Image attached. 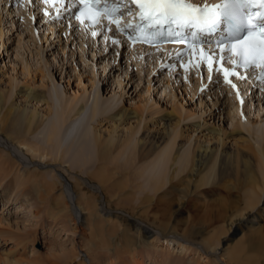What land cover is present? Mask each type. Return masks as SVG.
I'll return each mask as SVG.
<instances>
[{
	"label": "bare ground",
	"instance_id": "1",
	"mask_svg": "<svg viewBox=\"0 0 264 264\" xmlns=\"http://www.w3.org/2000/svg\"><path fill=\"white\" fill-rule=\"evenodd\" d=\"M0 5L9 13L11 25L18 32L20 31V36L26 31V36L29 34L35 40L42 38L47 40L48 44H53L50 46L56 49L54 56L59 58L57 63L60 66V72L67 69L64 64L68 61L70 65L74 66H69L71 69H79L78 65L82 59L87 56L92 59L90 56L92 54L96 56V59L103 57V62L108 57L113 58L114 55L112 61H117V55H123V57L128 55L129 58H135H132L129 64L126 63V68H121L125 71L122 70L118 75L130 85L129 81L134 79V75H137L135 71L140 73L143 69L141 59L146 58V63L149 65L153 63V68L150 71L148 68V75L143 78L148 76H151L152 79L153 77H160L159 81L155 80L154 82L157 81L160 84L161 90L163 89L162 93L166 92L165 95H169L170 92L167 93V91L170 90L174 95L178 94V97L183 99L187 97L186 99L191 101L196 100L197 98L194 96L197 95L199 110H202L203 105L205 107L207 105L208 107L209 105L214 106L219 99H226L224 118L227 125L226 128L220 127L219 129L216 126L211 127L206 133H203L202 130V134L195 136L192 148L181 152L185 142L189 140L191 142L192 133L201 127V123H191L192 127L197 129L184 128L179 131V134L178 132H170V128L175 130L181 120L177 119L176 122L173 121L174 123L171 121L176 117L179 118L180 110L186 106H183L184 103L182 104L183 107L180 103L179 106L176 105L178 104L176 96L171 99L176 104L172 105L173 103H171L170 108H161L159 105L147 106L148 101H144L143 98L146 99L153 95L151 86H148L140 94L141 96L139 95L138 101L134 103L132 108L116 107L110 98L102 100L97 94L91 98L92 95L87 93V86H94L95 81L93 79L96 78L95 76L89 77L88 82L84 84L81 81L78 82L82 79L79 77L76 78L77 83L70 84L71 81L69 83L68 78L72 73L70 74L69 70H64L67 73V81L65 82L70 89V95L65 98L58 88L51 87L48 90L49 99H47L45 90L42 89L46 86L45 73L43 69L37 67L35 70L34 68L28 69V76L32 77L30 82L23 81L25 86L18 89L17 98L12 100L13 84L5 83L4 85L1 79L0 202H4L5 205L17 203L21 212L28 206L25 205L27 198H24L27 195V182H37V188L39 189L41 186L47 192L54 191L59 183L62 186L61 193H59L60 195L54 203V209H51L50 215L62 221L63 219L65 221V218L74 220L75 228L69 229L68 224L64 225L63 229L66 233L73 230V233L76 234L77 230L80 229L82 236L85 232L82 231L83 227L87 229V233L82 243L79 242L83 249L77 247L74 248L75 250L61 249L50 254L52 258L39 257L40 254L34 249L31 250L32 256L27 257L21 256L20 252L15 255L12 250L3 251L4 253H0V264H105L107 260H112V257L119 259L114 264H264V259L260 262L258 254L249 255L250 251H264V226L260 223L264 218V205H260L264 194V128L257 124L262 113L257 110L264 111V97L258 98L256 107L252 105L247 114L239 113V109L242 107V98L227 86L218 85L216 91L224 94V96L217 97L214 94L216 101L213 104H207L203 101V95L211 87H214V83H208L205 78L202 80L199 73L185 72L183 76L185 86H181L177 83L175 70L166 72L162 77L159 76L160 73L153 76L152 73L158 67L156 56L158 53L150 52V55L145 57L144 49L143 51L136 49L124 50L120 54L110 42H104L103 46H99L93 40H88L86 38L88 35L85 32H76V38L71 40L73 46L68 47L69 40L65 36L70 37L73 34L69 32L68 28L57 29L58 24L37 25V19L35 21L31 13L27 16L28 19L25 23L18 24L15 21L14 12L8 9L7 2L0 0ZM41 27L44 28V32L42 31L44 34L39 30ZM0 33L3 34L2 31ZM63 38H65L64 44H62ZM83 39H87L88 42ZM75 52L77 53L75 54ZM154 60L156 61L155 64ZM93 61L97 63L98 60ZM111 64L114 63L111 62ZM107 65H103V68ZM133 65L140 67L130 71ZM95 68H97V64H94L92 72ZM26 71L23 69L21 72ZM37 78L40 79V83ZM151 78L148 77V79ZM136 81L141 83V78L138 76ZM164 83L167 86L162 88ZM201 86L206 88L205 91L200 88ZM16 88L18 87L16 86ZM123 88L126 86L124 87L120 82L111 83L109 88L104 89L106 93L111 94L117 92V89L122 90ZM244 90L249 91L248 88ZM252 91L250 95H252ZM253 95L255 96V94ZM190 109L195 111L193 108ZM189 110H186L188 114H185L182 109L184 116L197 115L194 111L189 113ZM256 111L258 113H253ZM145 112L147 115L142 127L143 133L136 139L135 135L141 130L140 124ZM56 115L58 117L54 119ZM49 117L51 118L50 122ZM90 118H92L91 120L97 118L93 127L88 125ZM243 118L252 124V127L249 124L250 129L249 126L246 128L248 122L242 120ZM133 119L138 121L137 126L134 124L135 121H132ZM44 126L48 128L45 135L46 145L40 146L33 143L30 136L39 130H44ZM252 131L256 133L255 135L258 134L259 137H262L261 147H255L246 138V132L251 133ZM171 137L172 139L169 140ZM175 145H177L176 149H174ZM164 146L166 149H161ZM54 149L58 150L61 156L58 158L54 154L55 162H67V160L70 162L72 157L73 159L78 158L79 162L71 165H76L78 170L85 171L89 180L82 181L77 178L74 185L64 181L61 177H57V181H49V179L47 181L48 176L41 175L45 174V171L41 172L43 171L41 169L43 162L41 160L37 162L34 157L27 158V153H32L35 157L48 158L50 154H53ZM86 150L90 154H86ZM47 164L53 163L48 161ZM32 170L35 172L31 173ZM36 172H39L40 176ZM144 177L149 180L148 190L141 185ZM219 186L228 191L227 196L217 192ZM236 190L237 193L233 194ZM173 192L176 196H173ZM40 193L39 196H44L42 192ZM189 193L203 201L209 198L208 200H216L222 205L226 203L224 210L219 213L227 225L221 226L222 223L218 222L217 224L220 223L216 225L218 227L211 234L207 233L206 236L202 237L200 242L198 235L201 234V231L194 233L185 229L181 235L179 231V233L177 232L175 225L168 229L170 226L168 221L171 220L172 216L182 212L183 201L189 197ZM12 194H16V196L13 197ZM179 194L181 198H176ZM123 196L125 197L123 198ZM233 196L239 200L240 205L235 208H228L227 200ZM174 200L179 201L175 210H173L172 203L169 205L168 202L167 206L162 208L161 202H173ZM35 202L38 201L35 200ZM123 202L128 205L127 207L125 204L127 208L125 210L118 208L119 205L124 206ZM37 213V211L34 213L36 218L40 217L37 216ZM2 220L0 217V224L4 222ZM151 223L158 224L160 228L153 227ZM24 224V227L13 228L8 224V226L5 225V227L0 228V243L4 242L7 245L10 241L15 246H21L23 250L27 249L32 239L29 237L32 230L28 227H37L38 222ZM106 225L110 227V234H108L109 232L104 234L103 231L97 232V226L103 230ZM226 226L232 233L227 238H222V235L226 233ZM60 227L62 228L63 225ZM122 230L124 233H131V235L127 234L128 242L124 246L121 243L114 245L113 239L117 238ZM239 232L244 233L236 239V242L229 243V241L234 240ZM138 237L143 239V252L145 254H142L141 250L136 252L135 241ZM222 242L224 250L219 255L211 253L209 249ZM175 244L181 251L178 253L179 255L175 253ZM16 248L14 247V249ZM113 248L115 253L112 254ZM83 252L88 255L90 263L81 254ZM145 256L150 258L151 262L148 263ZM189 256L192 258L189 259ZM214 256L215 258H213ZM188 259L190 263H188Z\"/></svg>",
	"mask_w": 264,
	"mask_h": 264
},
{
	"label": "rangeland",
	"instance_id": "2",
	"mask_svg": "<svg viewBox=\"0 0 264 264\" xmlns=\"http://www.w3.org/2000/svg\"><path fill=\"white\" fill-rule=\"evenodd\" d=\"M0 19H1L0 20V32L2 31V33H3V34L0 33V36L2 35L0 37V80L2 79L1 82L4 83V85H5V83L13 84L12 86L14 87V90H13L14 93H13L12 100L17 98L16 94H17L18 89L23 88L25 86L23 81H26L27 83L30 82L32 77L30 78L28 76L29 75L28 69L34 68V70H35V68H37V67H40L41 69H43V72L45 73L44 81L46 82V86L42 87V89L45 90L47 99H49L48 90L51 87L52 88H54V87L58 88L60 90V92L63 94V96L65 98H67L70 95V89L68 88V85L65 82V81H67L66 80L67 73H65L64 70H69L70 74L72 73V75L68 74L70 76V78H68L69 83L71 81L70 84L77 83L76 78H78V77L82 78L81 80H78V82L81 81V83L84 84V83L88 82L89 77L92 78L95 76L96 78L93 79L95 81L94 86H91V85L87 86V93H89V95H92L91 98L96 94L98 96H100V98L102 100H106V98H110L114 102V105L116 104L115 105L116 107L132 108L134 103L136 101H138L139 95L142 94L147 89L148 86H151L153 95L151 97L149 96L150 97L149 100H148L149 97L146 99L143 98L144 101H148L147 106L159 105V107H161V108H170V104L173 103V101L171 99H173L176 96V100H177L178 104H176V102H174V103L178 106L180 104L182 106V104L184 103L183 106L184 105H186V106H184V107L182 106L183 108L182 107L181 108L184 110L185 114H188V111H186V110H189L190 108L195 109V111L190 109L189 113L194 111V112H196L195 114H197L196 116H194V115L190 116V117H188L187 115L184 116L182 109H181L180 112H181V115H183V116L181 117V115H179L180 116L179 118L176 117V119H173L171 121V123H174L177 121V119L181 120L180 124L178 125V127L175 130H173V128H170L171 133L178 132V134H179V131L184 129V128H189L190 130L191 129L192 130L197 129V128L192 127V124L193 123H198V124L201 123V127L196 132L194 131L192 133L193 134V139H192L193 141L191 140V142H190V140H189L188 142H185L186 145L184 144V146L181 148V152H183L187 149L189 150L192 148L195 136L202 134V132H201L202 130H203V133L204 132L206 133V132H208L209 128L214 127V126H216L218 129L220 127H225V128L227 127V125L225 124L226 119L224 118L225 111H226V99H222V100L219 99L218 103L214 106L209 105V107H208V105H207L205 107L203 105V107L201 108L202 110H199V98L196 99L197 101L194 99L192 101L187 100L186 99L187 97H184V99H183L181 97H178V94L174 95V93H172V91H170V90L167 91V93L170 92V94L165 95L166 92L162 93L163 89L161 90L160 84L157 83V81H156V83L154 82L155 80L159 81V78L153 77V79H154L153 80L151 78V76H148L151 79H148V77L144 79L143 77L146 76V75H144V71H141L140 73H138L139 71L138 72L135 71V73L137 75H134L133 76L134 79L129 81L130 85L127 84V81H124L121 78V76L118 75L121 73V71L123 69H120V67L117 68V65L115 66L114 64H111V62H109L110 58H109V60L105 59L106 61L103 62V57L96 59V56H93V54L90 56L92 57V59L94 58L93 60H95V61L98 60L97 63L94 62L92 59H90L87 56L86 58L82 59L81 63H79L80 64V65H78L79 69H76V68L71 69L70 67H74V66L70 65V63H68L69 62L68 61L67 63L64 64V66L67 69H63L62 72H60V68H59L60 66H58V63H57L59 58H55V56H54L55 55L54 51L56 49H54L53 47L50 46L53 44H51V43L48 44L46 42L47 40H44L42 38L38 39L40 41L39 42L38 40H35L34 38H32L29 34L26 36L25 35L26 31H25V33H23L22 36H20V34H19L20 31L18 32L11 25V22H10L11 18L9 17V13H7V10H5L1 7H0ZM13 23H14V20H13ZM21 23H25V21H21ZM28 36H30V37H28ZM29 39H31V41H29ZM33 40H34V42L35 41L36 42L34 43ZM107 63H109V65H107ZM94 64H97V68H95V70L92 72ZM30 65H31V67H30ZM103 65H107V66H105V68H103ZM147 67L148 66L144 67L143 69L147 70ZM58 68H59V70H58ZM23 69H26L27 71L24 73L21 72ZM78 71H80V72H78ZM123 71H125V70H123ZM82 73H83V75H81ZM149 75H151V74H149ZM138 76H139V78H141V83H139V81H136ZM37 77H39V76L37 75ZM37 81L40 83V79L37 78ZM120 82H122L123 86L124 87L126 86V88H123L122 90L117 89L116 90L117 92H115V93L113 92L111 94L105 92L106 90L104 88H109L111 83H120ZM16 86L18 88H16ZM103 90H104V92H103ZM171 94L173 97L171 96ZM207 96L203 97V101L205 103L213 104L214 101H216L215 95H213L212 93L209 94V97H207ZM194 98H195V96H194ZM17 100H20V99H17ZM168 101H171V102H168ZM174 103L172 105H174ZM252 103L257 104L256 100H254ZM247 104H248V106H250L251 101H248ZM61 105H62V101H61ZM213 107H215V108H213ZM257 111L262 112L260 114L261 118H259V120L257 121L258 122L257 124L261 125V127L264 128V111H259V110H257ZM257 111L253 112V113H258ZM146 115H147V112H145L144 118L140 124V126H141L140 132H138L135 135L136 139L139 138L143 133L142 127L145 123L144 119H145ZM222 116H223V118H222ZM56 117H58V116L56 115L54 117V119ZM48 119L50 122L51 118L49 117ZM91 119L92 118H90V120ZM90 120L88 122L89 123L88 125H90V127H93V125L96 123L97 118L94 120H91V121ZM242 120L248 122L247 125L245 123L246 128H247V126H249L248 128L250 129V125L252 127V124H250L249 123L250 121H248L246 118H243ZM254 120H256L255 117H254ZM132 121H135L134 124H135V126H137L136 124L138 123V121L134 120V119ZM47 123H48V121H47ZM209 125H210V127H209ZM245 125H244V127H245ZM106 126H108V125H106ZM206 127H207V129H206ZM43 129L44 130H39L37 133H34L33 135L30 136V140L33 143H37L40 146L46 145L45 135H46L48 128H45V126H44ZM255 134L256 133L255 132L253 133V131L251 133L246 132V138L249 141H251L255 147H261L262 143H263V139H261L262 137L261 136L259 137L258 134L257 135H255ZM170 139H172V137L169 138V140ZM176 148H177V145L174 146V149H176ZM161 149H166V146H164V148H161ZM50 150H52V149H50ZM24 152L26 153V151H24ZM57 152H58V150L56 151L54 149V152L52 151L53 156L50 154L48 156V158L47 157L40 158L39 156L35 157V156H33L32 153H27L28 154L27 158H33L34 157V159H36L37 162L40 160H41V162H43L42 163L43 165L41 166L42 167L41 169H43V171H41V172L45 171V174L43 173L41 175H46L44 177L48 176L46 178L47 181H48V179H49V181H51V180L57 181V177H61L64 181H67V182H69V184L71 183L72 185H74L77 178L81 179L82 181L83 180H89V176L85 171L78 170L76 165H71L72 163L77 164L79 162L78 158L73 159V157H72V159H70L71 160L70 162H68V160H67V162H64V161L55 162L53 159V158H56L55 155L58 158L61 157L60 152H58V153ZM86 154H90V152L88 150H86ZM48 161H49V163H53V164L48 165L47 164ZM72 166H73V168H72ZM33 172H35V170H32L31 173H33ZM37 174H38V176H40L39 172ZM146 176H148V175L146 174ZM148 181L149 180H147V177H144L141 181V185L145 186V188L147 190H148ZM27 183H26L27 184L26 185V193L30 197L27 195H25V197H24V198H27V199H25V205H28L24 211H21V212L19 211L20 208H18L19 205L17 203L5 205L4 202H0V217L3 219L2 221H4V222H2V224H0V228L5 227V225L8 226V224H9V226L11 225V227H13V228H17V226L24 227V225H25L24 223L31 224V223H37L38 222V225H37V227L34 226V228H32V226L28 227V228H30V230H32L31 234L29 235V237H32V239L30 240V242L27 246V249L23 250L21 246H15L14 243L8 241L7 245H5L4 242L0 243V253H4L5 251L12 250L13 254H15V255H18L20 252L21 256L27 257V256H32L31 250L34 249V251H37V253L40 254L39 257H42V258H50L51 257L52 258V256L50 254L54 253L55 251L61 250V249L75 250L74 249L75 247H77L78 249H83L82 247H80V245H82L80 243H82L84 238H86V233H87L86 230L87 229L83 227L82 231H85V232H83L82 236L80 234V229L77 230L76 234L73 233V230H70V233H68V232L66 233V231L63 229L64 225L68 224L69 229L71 227L75 228L74 220H72L71 218H65V221H64V219L62 221L61 219L53 218L50 215V213H52V210L54 209V203L57 201L58 196L60 195L59 193H61L60 189L62 186L58 183V187L56 186V189H54V191H48L47 192L45 189H42L41 186H39V189H38L37 188V186H38L37 182H27ZM218 188L219 189L217 192L219 194L226 195V196L228 195V191L225 188H223L222 186H219ZM34 190L36 191V193ZM40 192H42V194L44 196H42V197L39 196V195H41ZM174 193L175 192H173V196H176V194H174ZM236 193H237V190L233 194H236ZM32 194H33V197H32ZM53 194H55V195H53ZM12 196L15 197L16 194H12ZM47 196H49V197L47 198ZM34 197H35V200L38 202H35V200L33 199ZM124 197L125 196H123V198ZM176 198H181L180 194ZM28 199H29V201H28ZM114 199L117 200L116 198H114ZM208 199L209 198H207L205 201H203L201 199H198L196 196H194V194L190 195V193H189V197H187L183 201L182 212L179 213L178 215L172 216L171 220L168 221L170 223V226L168 227V229H171V226L175 225L177 228L176 229L177 232L179 231L180 233L179 232L178 233L181 235L184 233L185 229L190 230V232L193 231L194 233L201 231V234L198 235L199 236V242H200L202 237L206 236L207 233L211 234V232L214 231L216 227H218L216 225H219L220 223H222L221 226L227 225V223L226 224L224 223V220L221 218V215L219 213L220 211L224 210V207H226V203H224V205H222V203H220L216 200H208ZM115 200H113V201H115ZM32 202H34V203H32ZM124 202H123L124 206L119 205L118 208H120V209L122 208L123 210L127 209L125 207L127 205V203H124ZM167 202L169 203V205H171V203H172L173 210H175L177 208V206L179 205L178 200H174L173 202L172 201H163V202H161L163 204L162 208L167 206ZM227 203H228V208H235V207H238L240 205L239 200L236 197L234 198V196L231 197L229 200H227ZM30 205H33L34 207L30 206ZM260 205L261 206L264 205V194H263V200H262ZM127 207H128V205H127ZM32 208H33V210H32ZM26 209H27V211H26ZM33 211H35V212L37 211L38 212L37 216H40V217L36 218L34 216L35 212H33ZM137 216H139V215H137ZM218 222H220V223L217 224ZM260 223L262 226H264L263 225L264 224V218H263V220H261ZM62 225H63V227L61 228L60 226H62ZM151 225L155 228H160V226H158V224H156V223H151ZM51 226H53L55 228H53ZM108 226L109 225H106V227H104L103 230L97 226V228H98L97 232L101 233L103 231L104 234L108 233L110 231V227H108ZM49 228H51V229H49ZM52 228H53V230H52ZM228 228L229 227L226 226V230H225L226 233H224V235H222V238L223 237L227 238L232 233V231L228 230ZM243 233L244 232H239V234L236 235L234 240L231 242L229 241V243L236 242L237 241L236 239L240 238ZM108 234H110V232ZM127 234L131 235V233H124V230H122L120 232L119 236L117 238L115 237L113 239L114 245H116L117 243L118 244L121 243L122 246L126 245V243L128 242L127 241L128 240ZM14 247L15 248L17 247V248L14 249ZM135 248H136V252L141 250V253L145 254L143 252L144 243H143L142 238L138 237L136 239ZM175 248H176L175 253L177 255H179L178 253L179 252L181 253V251L177 248V244H175ZM223 248L224 247H223V242H222L218 245L216 244L215 247H213L212 249H209V250L211 251V253L219 255L224 250ZM111 251H112V254H113V252L115 253L114 248ZM81 254H83L85 256L87 262L90 263V259L88 258V255L84 252ZM250 254H258V256L260 258V262L264 259V251H262V250L250 251L249 255ZM145 257H147V256H145ZM145 257H144V259H146ZM189 257H190L189 259L192 258V256H189ZM112 258L114 259V257H112ZM213 258H215V256ZM149 259H148V257L146 259L148 263L151 262V259L150 260ZM189 259H188V263H190ZM112 260H110V261L107 260L106 263L108 262L107 264H112V263L114 264L119 259H114L113 262H112Z\"/></svg>",
	"mask_w": 264,
	"mask_h": 264
},
{
	"label": "snow or ice",
	"instance_id": "3",
	"mask_svg": "<svg viewBox=\"0 0 264 264\" xmlns=\"http://www.w3.org/2000/svg\"><path fill=\"white\" fill-rule=\"evenodd\" d=\"M82 2L98 3L99 0H82ZM120 2L140 5L139 19L142 24L127 26L133 28L135 33L149 30L150 35L155 38L163 37L168 40L181 41L185 38L184 30L195 29L194 33L189 34L196 35L200 32H212L219 29L223 33L222 39L217 41L219 45L222 42L241 41L248 33L260 29L261 52L264 54V0H222L221 5L212 8L204 4L203 0H120ZM257 4L259 7L256 12H253V5ZM250 15L256 17L254 25L248 22ZM112 34L116 35L117 32L113 31ZM129 39H139V36L129 34ZM253 43L236 47L238 59L245 67L254 66V61L248 60V56L252 55L255 50ZM228 51L231 53L232 49L229 48ZM217 59L227 61L231 59V55L223 57L218 55ZM204 71L206 72V64ZM227 71L225 69V72ZM262 78H264V73H262Z\"/></svg>",
	"mask_w": 264,
	"mask_h": 264
}]
</instances>
